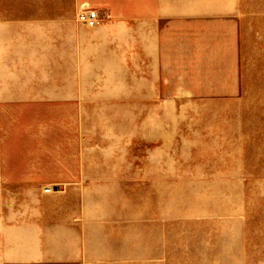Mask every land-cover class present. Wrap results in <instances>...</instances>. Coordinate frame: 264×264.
Wrapping results in <instances>:
<instances>
[{
  "label": "rangeland",
  "instance_id": "obj_1",
  "mask_svg": "<svg viewBox=\"0 0 264 264\" xmlns=\"http://www.w3.org/2000/svg\"><path fill=\"white\" fill-rule=\"evenodd\" d=\"M2 254L264 264V0H0Z\"/></svg>",
  "mask_w": 264,
  "mask_h": 264
},
{
  "label": "built area",
  "instance_id": "obj_2",
  "mask_svg": "<svg viewBox=\"0 0 264 264\" xmlns=\"http://www.w3.org/2000/svg\"><path fill=\"white\" fill-rule=\"evenodd\" d=\"M75 21L87 30H94L99 25L100 16L96 9H86L77 13Z\"/></svg>",
  "mask_w": 264,
  "mask_h": 264
},
{
  "label": "crops",
  "instance_id": "obj_3",
  "mask_svg": "<svg viewBox=\"0 0 264 264\" xmlns=\"http://www.w3.org/2000/svg\"><path fill=\"white\" fill-rule=\"evenodd\" d=\"M77 15V14H76ZM76 17H75V19H74V23L78 26V27H81V26H79L77 23H76ZM83 28V27H82ZM85 29V28H84ZM11 263H17V264H21V263H24L23 261H21V260H15L14 262H13V260H12V258H11V256H5V255H1L0 256V264H11Z\"/></svg>",
  "mask_w": 264,
  "mask_h": 264
},
{
  "label": "water",
  "instance_id": "obj_4",
  "mask_svg": "<svg viewBox=\"0 0 264 264\" xmlns=\"http://www.w3.org/2000/svg\"><path fill=\"white\" fill-rule=\"evenodd\" d=\"M54 190L57 191V190H60V188L56 186V187L54 188Z\"/></svg>",
  "mask_w": 264,
  "mask_h": 264
}]
</instances>
